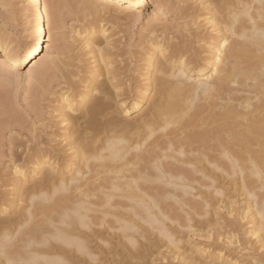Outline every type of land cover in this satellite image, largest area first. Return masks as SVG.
Returning <instances> with one entry per match:
<instances>
[{
    "label": "bare ground",
    "instance_id": "6f19581e",
    "mask_svg": "<svg viewBox=\"0 0 264 264\" xmlns=\"http://www.w3.org/2000/svg\"><path fill=\"white\" fill-rule=\"evenodd\" d=\"M58 1L25 0L23 49L0 33V102L30 65L43 116L21 140L22 118L0 110V264H264V0H151L196 28L167 38L153 11L125 70L106 24L136 22L148 0H67L90 18L74 38L91 66L62 42ZM47 25L56 53L37 63ZM225 190L245 194L257 246L237 236L223 253L188 238L215 224Z\"/></svg>",
    "mask_w": 264,
    "mask_h": 264
},
{
    "label": "rangeland",
    "instance_id": "374dc122",
    "mask_svg": "<svg viewBox=\"0 0 264 264\" xmlns=\"http://www.w3.org/2000/svg\"><path fill=\"white\" fill-rule=\"evenodd\" d=\"M59 1H58V3H59L58 5L60 6L59 8H60V10L62 9L60 12H61V14L63 13L62 14L63 21H62V29H61L62 37H63L62 38V42L65 45L74 43L75 45L74 44L73 45L76 48L75 52L80 51V52H77V53L80 56L82 55L81 59H82V61H84V62L80 61L81 65L82 64L83 65H87V63H89L88 66H91L92 64H90L89 56L86 55V53H84V52H86V50H85L86 48L84 49V46H82L83 43H81L80 39L74 38L76 36V29H79L82 26H87L86 24H87V22L89 21L90 18L87 17V19H85L84 21L83 20L80 21V20L75 19L74 17H72V14H71L73 6L71 4H68L67 0L66 1L65 0H59ZM169 1H171V0H169ZM173 1L174 2L175 1L179 2L180 4H184V0H179V1L173 0ZM173 1H171V3H173ZM65 5H67V6H65ZM169 5H170V3H169ZM25 8H26L25 0H4V5H3V3L1 4V2H0V13H1V16H2V17H0V28H1L0 29V33L3 32L4 35L5 34L6 35H10V37L14 39L15 47L16 46L18 48L20 47V49H23L24 46L26 45V43L28 42V40L32 39L29 27L26 26L27 25V21H28V18H26V16H28V15L25 12ZM161 8H162L163 12H162ZM68 9H70V10H68ZM159 9H160V11H158V8L156 7V5H154V3L151 0H148L146 2V4L144 5V7L141 9L140 16L136 20V22L134 21V22H131V23L125 25V26L123 25V26H120V27H118V26L116 27L115 25L113 26L111 24H106V27L110 26V29L108 30V33H111V34L115 33L114 34L115 35L114 38L119 40L120 45H121L120 48H122L124 50L126 49L125 53L123 54V56H120V57H118L119 59L118 58L116 59V64L118 62H119L118 64H120V65L117 64V66L123 67V70H125L126 67H133V66L136 65L135 61L138 60V58L132 57L133 56V54H132L133 49L132 48H134L135 50L139 49L136 45L138 44V42L142 41L145 38V36L147 35V33L145 31L146 22L148 21V18H149L148 15L152 14L153 11L156 12L155 18L157 19V21H156L155 24L156 25L159 24V26L157 25L158 26L157 28L159 29V33H162V35L166 36L167 38H169V36L171 38H173L175 36L177 37L180 34L179 32H177V31H179V29H182V28L184 29L185 28L186 30H188V29L190 30L192 28H196V26H194L193 24H191V25L187 24L184 20L180 19L179 15L175 14L176 12H174V10H172V9H169L167 6L160 7ZM69 14L71 16H69ZM103 23H105V22H103ZM161 23H163V24H161ZM164 24L165 25H169L170 30L165 29L164 28ZM161 28H163V29H161ZM167 31H170V32H167ZM172 31H174V33ZM145 33H146V35H145ZM45 35L47 37V40L45 42V45L43 46L41 54L38 57H36V59H35V61L37 63L39 61H41L43 59V57H45L46 55H48V54L55 55V53H56L54 51L55 50V45H53L54 43L48 37V35H49V33H48V25H47V29H46ZM80 36H82V35H80ZM175 41H177V40H175ZM130 46H132V47H130ZM52 49H54V50H52ZM83 49H84V51H83ZM127 53L130 54V55H128ZM83 56H84V58H83ZM86 57H88V58H86ZM134 59H136V60H134ZM131 60L132 61L134 60V61L132 62ZM85 61H86V64H84ZM125 62L126 63L129 62V63L126 64ZM32 69H33V67L30 66V65L26 66V67H23V69L20 71L21 72V79L17 80V82H15V83H8V84L4 83L3 84L2 93H3L4 97H3V101L0 102V107H1L0 110L5 108V107H10L12 109V111H13L12 112L13 115L15 113V116H20V118H22L20 120H21V122H23L25 124L26 128H24V127L21 128V125H20L21 122L17 121V122H19V124H17V122L15 121L16 124H14L15 126L13 125L14 127H12V130H11L13 133L11 131L10 132H11V134H14V135L16 134L17 136L19 135V138L22 137L23 140L26 139V136H22V135H26L27 133H29L27 129L32 127V126H38L39 125V121L42 120V117H43L42 115H39L37 113L38 112L37 110H34L35 108H34V104L32 102L33 101L32 98H34L33 92L34 91L36 92V90L32 89V86H30L31 83L29 82L28 78L25 77L26 70H32ZM136 72L133 71V73H136ZM136 74L138 75V73H136ZM51 80H52L51 85H49V87H48L49 90L52 89V88H55L56 86H57L56 88H58V85H57L58 81H56L54 79V81H55L54 82L53 78H51ZM55 83H57V84H55ZM35 92H34V94H35ZM134 115H136V113L129 114L128 116L132 117ZM38 116H40V117H38ZM22 138H20V139L22 140ZM204 189H207V188L205 187ZM229 192L230 191H226V190L224 191L225 194H228ZM229 194H231L233 197L231 196L232 198L230 197L231 199H229L227 197V195L225 197L223 196V199H225L224 200L225 202L222 200V197H220V200L223 201L222 204H221V208H220V210H221V212L219 213L220 215L218 214V216H216V217L214 216V218L216 219V221L214 222L215 224L212 223L213 225H211V227H207L208 228L207 230H209V229L212 230L211 233H213V232L215 233V231H221L222 235L220 237L221 238L220 240H217L216 236H214V235H211L209 237L208 233L206 232L207 231L206 229L205 230H200L199 227H198V229H197L198 231H197L196 230L197 225H195L194 221H192L191 224L195 225L196 227H193L192 228L193 230L189 229L191 231H194L193 234L191 235V231H190L188 233L189 237H188V235L185 232L181 233L180 236H186L187 235L188 238L191 237L190 239H192L193 242L194 241L197 242V243L199 242V244L201 246H204L207 249H209V248L212 249L213 248L212 246H215V245H222V246L225 247V248H223V251H222L223 253H225V251L228 252V250H229L228 248H230L232 251H234L235 248H237V245H235V244H233V245H228L227 244L231 240H235L237 236L240 237V239H243L244 236H245V239L249 240L251 244L254 243V245L257 246L258 245V243L256 242L257 239H256V237L254 235H252V234H244L245 232L248 231V229H249L248 227L252 226V224L248 223L249 221H251L250 217H248L249 216L248 213H250V211L248 210V213L246 215V213L243 214L244 211L242 210L243 209L242 207H244V205L246 204V203H244V202H246V199H244V198H246V197H244L245 194L244 195L243 194H239L238 192H235V193H231L230 192ZM241 195H243V196H241ZM227 199H228V201H231V200L232 201H237L236 206L239 207L237 209V211L236 210L231 211V209L229 208V205L227 204L228 201L226 203ZM184 210H183V212L191 211L188 206H185ZM184 214L182 213V215H184ZM242 216L245 217V218H243ZM247 219H249V221ZM232 223H234V224L237 223L236 228L238 229V231H236V230L234 231V228L233 229L231 228ZM175 224L176 223H174V225ZM185 231L188 232V230H186V229H185ZM203 231H205V232H203ZM204 233H206V234H204ZM235 234H237V235H235ZM205 235H207V236H205ZM166 241H167V239L164 240L165 243H166ZM210 241H213V242H211L213 244L212 246H209V242ZM167 243L162 247L163 253H168L169 250H170L168 248V244ZM260 252H261V250H260ZM160 256L161 255H159V257ZM241 256L242 255L239 256V261L243 262V259H245L244 260L245 262H243V263L244 264H249V263H246V262H248L247 258L245 256H242V257H245V258H242ZM159 257L157 256L155 258L159 259ZM157 259H155L156 264H166L168 262L166 259H164V260L163 259L157 260ZM176 261H178V260H175V262Z\"/></svg>",
    "mask_w": 264,
    "mask_h": 264
},
{
    "label": "snow or ice",
    "instance_id": "6c2138e0",
    "mask_svg": "<svg viewBox=\"0 0 264 264\" xmlns=\"http://www.w3.org/2000/svg\"><path fill=\"white\" fill-rule=\"evenodd\" d=\"M49 39L51 40V35L49 34ZM225 44H227V41H225Z\"/></svg>",
    "mask_w": 264,
    "mask_h": 264
}]
</instances>
